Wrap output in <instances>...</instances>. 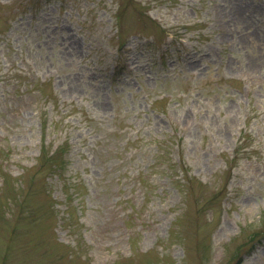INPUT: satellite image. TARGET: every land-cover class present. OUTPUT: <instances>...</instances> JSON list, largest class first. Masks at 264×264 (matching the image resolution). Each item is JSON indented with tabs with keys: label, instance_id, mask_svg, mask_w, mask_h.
I'll return each instance as SVG.
<instances>
[{
	"label": "rangeland",
	"instance_id": "374dc122",
	"mask_svg": "<svg viewBox=\"0 0 264 264\" xmlns=\"http://www.w3.org/2000/svg\"><path fill=\"white\" fill-rule=\"evenodd\" d=\"M0 264H264V0H0Z\"/></svg>",
	"mask_w": 264,
	"mask_h": 264
}]
</instances>
